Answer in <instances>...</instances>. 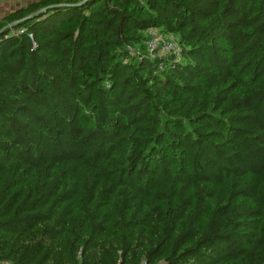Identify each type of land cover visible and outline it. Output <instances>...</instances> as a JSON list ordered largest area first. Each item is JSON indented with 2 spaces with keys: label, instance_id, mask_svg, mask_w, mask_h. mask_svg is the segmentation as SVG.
Returning a JSON list of instances; mask_svg holds the SVG:
<instances>
[{
  "label": "trees",
  "instance_id": "1",
  "mask_svg": "<svg viewBox=\"0 0 264 264\" xmlns=\"http://www.w3.org/2000/svg\"><path fill=\"white\" fill-rule=\"evenodd\" d=\"M0 262L264 264V0L4 14Z\"/></svg>",
  "mask_w": 264,
  "mask_h": 264
},
{
  "label": "built area",
  "instance_id": "2",
  "mask_svg": "<svg viewBox=\"0 0 264 264\" xmlns=\"http://www.w3.org/2000/svg\"><path fill=\"white\" fill-rule=\"evenodd\" d=\"M149 39L144 42V56L152 59L154 57H164L174 55L180 56L181 48L177 40L171 36H162L158 34L157 30L148 31ZM129 52L136 53L135 49L128 47ZM2 264H8L1 262Z\"/></svg>",
  "mask_w": 264,
  "mask_h": 264
},
{
  "label": "rangeland",
  "instance_id": "3",
  "mask_svg": "<svg viewBox=\"0 0 264 264\" xmlns=\"http://www.w3.org/2000/svg\"><path fill=\"white\" fill-rule=\"evenodd\" d=\"M28 0H16V1H9V0H3L0 2V16L5 13L6 10H12L14 8H17L19 6H24L26 5Z\"/></svg>",
  "mask_w": 264,
  "mask_h": 264
},
{
  "label": "water",
  "instance_id": "4",
  "mask_svg": "<svg viewBox=\"0 0 264 264\" xmlns=\"http://www.w3.org/2000/svg\"><path fill=\"white\" fill-rule=\"evenodd\" d=\"M43 11H44V10H40V11H38V12L32 14V15L29 16V17H35V16H37L38 14L42 13ZM13 25H15V23L11 24L10 26H13Z\"/></svg>",
  "mask_w": 264,
  "mask_h": 264
},
{
  "label": "crops",
  "instance_id": "5",
  "mask_svg": "<svg viewBox=\"0 0 264 264\" xmlns=\"http://www.w3.org/2000/svg\"><path fill=\"white\" fill-rule=\"evenodd\" d=\"M9 1H11V0H9ZM12 1H16V0H12ZM0 2H2V1H0ZM0 8H2V7H0ZM7 12H8V10H6L5 13H3V14L0 16V18H1L4 14H6ZM0 264H2V263L0 262Z\"/></svg>",
  "mask_w": 264,
  "mask_h": 264
}]
</instances>
